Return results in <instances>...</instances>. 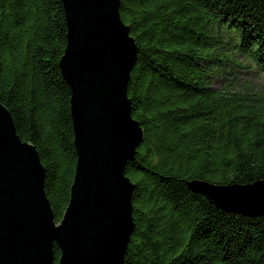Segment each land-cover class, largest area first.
I'll return each instance as SVG.
<instances>
[{"label": "trees", "instance_id": "obj_1", "mask_svg": "<svg viewBox=\"0 0 264 264\" xmlns=\"http://www.w3.org/2000/svg\"><path fill=\"white\" fill-rule=\"evenodd\" d=\"M120 17L138 49L127 94L145 136L126 167L124 264H264V214L223 211L189 188L264 182V93L213 87L229 52L264 74V0H121ZM67 34L62 0H0V103L39 155L57 222L77 168Z\"/></svg>", "mask_w": 264, "mask_h": 264}, {"label": "water", "instance_id": "obj_2", "mask_svg": "<svg viewBox=\"0 0 264 264\" xmlns=\"http://www.w3.org/2000/svg\"><path fill=\"white\" fill-rule=\"evenodd\" d=\"M62 2L68 34L59 66L71 89L77 153L70 202L57 222L39 155L0 103V264H124L135 231L126 167L145 137L127 94L136 41L121 20V0ZM189 188L223 211L264 214V182Z\"/></svg>", "mask_w": 264, "mask_h": 264}, {"label": "rangeland", "instance_id": "obj_3", "mask_svg": "<svg viewBox=\"0 0 264 264\" xmlns=\"http://www.w3.org/2000/svg\"><path fill=\"white\" fill-rule=\"evenodd\" d=\"M231 64L227 65L222 76L213 80V87L231 88L235 91L264 93V74L262 70L238 53L229 52Z\"/></svg>", "mask_w": 264, "mask_h": 264}]
</instances>
